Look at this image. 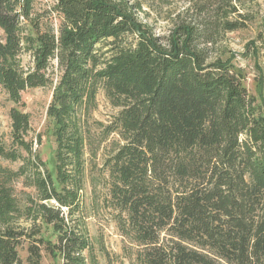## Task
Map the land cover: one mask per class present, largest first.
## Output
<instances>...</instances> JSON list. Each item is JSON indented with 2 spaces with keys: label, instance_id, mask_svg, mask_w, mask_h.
<instances>
[{
  "label": "trees",
  "instance_id": "trees-1",
  "mask_svg": "<svg viewBox=\"0 0 264 264\" xmlns=\"http://www.w3.org/2000/svg\"><path fill=\"white\" fill-rule=\"evenodd\" d=\"M49 1L0 0V86L16 105L0 145V264H89L83 198L102 152L128 264H264V106L214 50L249 26L252 0L191 3L164 34L139 1ZM242 56L261 70L264 18ZM47 87L51 166L21 109ZM101 91L118 110L106 122L94 116ZM17 182L33 193L19 198Z\"/></svg>",
  "mask_w": 264,
  "mask_h": 264
},
{
  "label": "rangeland",
  "instance_id": "rangeland-1",
  "mask_svg": "<svg viewBox=\"0 0 264 264\" xmlns=\"http://www.w3.org/2000/svg\"><path fill=\"white\" fill-rule=\"evenodd\" d=\"M132 3L140 2L144 7V11L151 18L141 14L144 21H150L152 25H156L159 33L164 34L169 31L166 17H170L176 13L183 11L191 3H204L219 0H130ZM227 1V0H225ZM52 5L49 0H37L36 9L45 10ZM154 7V10L148 7ZM242 13L249 15L251 22L246 29L228 33L221 38L216 45L217 54L223 55L225 58L232 57V63L235 68L241 70L246 77V86L249 95L256 99L257 103L264 106V64L259 61L261 70L255 68L254 61L251 58H245L242 54L247 53V46L255 41L259 31L260 23L264 18V0L246 1ZM55 23L57 18L54 15ZM258 45V44H257ZM253 47V45L251 46ZM52 88H38L26 91L22 98L24 106L21 109L28 113L33 129L32 135H42V146L34 142L35 151L41 152L44 161H48L51 166L53 161L54 142L48 134L49 120L47 118V108L52 98ZM98 110L94 116L100 121H108L112 115L118 110L114 109L107 100L103 91L98 95ZM16 105L9 101L8 95L0 86V145L9 147L11 144V121L10 110ZM104 152L99 154L94 168H89L88 177H93L94 184L91 186L90 181H86L84 192V210L82 213L85 219V225L91 242V251L86 253L88 263L92 259H96L99 264H128V257L131 251H135V247L121 235L118 225L114 219V212L107 209L103 199L107 194L106 182L101 167L103 165ZM2 164L11 169H17L19 164H11L2 161ZM87 177V179H88ZM108 179V178H105ZM16 195L22 198V191L33 193L32 189H25L21 183H16ZM26 228H30L29 223L23 224ZM39 225V224H38ZM29 244L24 242L20 253L22 258L26 259ZM48 259V258H47ZM49 263V260L45 261Z\"/></svg>",
  "mask_w": 264,
  "mask_h": 264
}]
</instances>
